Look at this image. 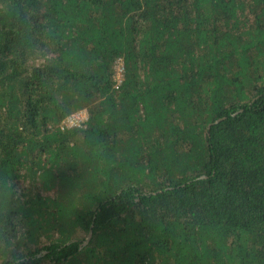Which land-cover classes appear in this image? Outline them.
Listing matches in <instances>:
<instances>
[{"label": "trees", "instance_id": "1", "mask_svg": "<svg viewBox=\"0 0 264 264\" xmlns=\"http://www.w3.org/2000/svg\"><path fill=\"white\" fill-rule=\"evenodd\" d=\"M18 262L264 264V0H0Z\"/></svg>", "mask_w": 264, "mask_h": 264}, {"label": "built area", "instance_id": "2", "mask_svg": "<svg viewBox=\"0 0 264 264\" xmlns=\"http://www.w3.org/2000/svg\"><path fill=\"white\" fill-rule=\"evenodd\" d=\"M122 73V65L119 63L116 66V74H117V80L120 81V78ZM86 120V115L83 113H78L76 115L71 116L70 118H68L65 122V124L69 127L72 126H79L80 123H83Z\"/></svg>", "mask_w": 264, "mask_h": 264}, {"label": "water", "instance_id": "3", "mask_svg": "<svg viewBox=\"0 0 264 264\" xmlns=\"http://www.w3.org/2000/svg\"><path fill=\"white\" fill-rule=\"evenodd\" d=\"M221 120H218L217 122H215L214 124H217V123H219ZM90 238H91V232H89V235H88V237H87V240H86V242L87 241H89L90 240Z\"/></svg>", "mask_w": 264, "mask_h": 264}, {"label": "rangeland", "instance_id": "4", "mask_svg": "<svg viewBox=\"0 0 264 264\" xmlns=\"http://www.w3.org/2000/svg\"><path fill=\"white\" fill-rule=\"evenodd\" d=\"M82 113V112H81ZM84 114V113H83ZM86 115V114H85Z\"/></svg>", "mask_w": 264, "mask_h": 264}, {"label": "clouds", "instance_id": "5", "mask_svg": "<svg viewBox=\"0 0 264 264\" xmlns=\"http://www.w3.org/2000/svg\"><path fill=\"white\" fill-rule=\"evenodd\" d=\"M18 264H19V262H18Z\"/></svg>", "mask_w": 264, "mask_h": 264}]
</instances>
